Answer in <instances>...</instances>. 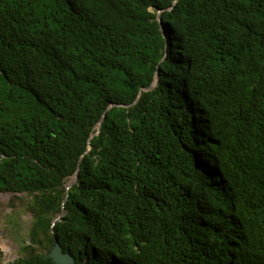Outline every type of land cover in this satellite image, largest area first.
<instances>
[{
	"label": "trees",
	"instance_id": "obj_1",
	"mask_svg": "<svg viewBox=\"0 0 264 264\" xmlns=\"http://www.w3.org/2000/svg\"><path fill=\"white\" fill-rule=\"evenodd\" d=\"M0 194L6 264H264V0H0Z\"/></svg>",
	"mask_w": 264,
	"mask_h": 264
},
{
	"label": "rangeland",
	"instance_id": "obj_2",
	"mask_svg": "<svg viewBox=\"0 0 264 264\" xmlns=\"http://www.w3.org/2000/svg\"><path fill=\"white\" fill-rule=\"evenodd\" d=\"M71 179L73 177L67 182ZM25 198V195L0 194V264H6L19 256V248L24 242L25 229L30 220L22 205Z\"/></svg>",
	"mask_w": 264,
	"mask_h": 264
},
{
	"label": "water",
	"instance_id": "obj_3",
	"mask_svg": "<svg viewBox=\"0 0 264 264\" xmlns=\"http://www.w3.org/2000/svg\"><path fill=\"white\" fill-rule=\"evenodd\" d=\"M161 28L163 29V22L161 19V16H158ZM99 126H100V122L97 124L96 128H97V132L99 131ZM77 179V174L75 173L73 175V180L69 183V184H65V188L66 190L73 184V182ZM64 214V210H63V206H62V211L61 213L52 220V226L54 225L55 221L57 218L61 217ZM50 257H52L53 259H55L56 261L62 263V264H74L71 257L68 254H64V253H60L58 250V244L57 242H55V245L52 247V249L50 250L49 254Z\"/></svg>",
	"mask_w": 264,
	"mask_h": 264
},
{
	"label": "bare ground",
	"instance_id": "obj_4",
	"mask_svg": "<svg viewBox=\"0 0 264 264\" xmlns=\"http://www.w3.org/2000/svg\"><path fill=\"white\" fill-rule=\"evenodd\" d=\"M72 181V179L70 181L67 182V184H69ZM60 213H58L57 215H59Z\"/></svg>",
	"mask_w": 264,
	"mask_h": 264
}]
</instances>
